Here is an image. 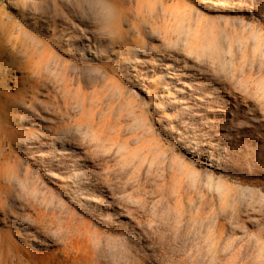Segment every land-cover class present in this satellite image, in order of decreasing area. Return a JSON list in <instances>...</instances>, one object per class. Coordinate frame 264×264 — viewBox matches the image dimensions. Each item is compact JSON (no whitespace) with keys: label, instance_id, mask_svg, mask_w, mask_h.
Here are the masks:
<instances>
[{"label":"rangeland","instance_id":"1","mask_svg":"<svg viewBox=\"0 0 264 264\" xmlns=\"http://www.w3.org/2000/svg\"><path fill=\"white\" fill-rule=\"evenodd\" d=\"M0 264H264V0H0Z\"/></svg>","mask_w":264,"mask_h":264},{"label":"bare ground","instance_id":"2","mask_svg":"<svg viewBox=\"0 0 264 264\" xmlns=\"http://www.w3.org/2000/svg\"><path fill=\"white\" fill-rule=\"evenodd\" d=\"M31 37V36H30ZM208 39V38H207ZM29 40H30V38H29ZM200 40V39H199ZM210 41H206L205 42V44L207 43V45H206V47L205 46H202V43H201V46L198 44V46H196L197 48L199 47V48H201V51H203V50H205L206 51V48H207V52H209V54H207V52L206 53H204L203 52V54L201 53V52H199V53H201V55H202V57L204 56V58H205V56H210V54L213 56V54L214 53H216V52H210V51H208V48H210V50H212L211 48H213L214 46H215V44L217 43L215 40H212V41H215V42H211V39H209ZM200 41H202V40H200ZM205 41V40H204ZM204 41H203V45H204ZM167 42H169V41H167ZM189 41H187V43H188ZM196 42H198V41H196ZM196 42H194V44L196 43ZM170 43V42H169ZM192 43V42H191ZM190 42H189V44L188 45H190L191 44ZM199 43V42H198ZM215 43V44H214ZM143 44V43H142ZM141 45V44H140ZM187 45V44H186ZM187 45V46H188ZM192 46H193V44H191ZM191 45H190V52L188 51L187 53L189 54V53H194V54H192V55H197L198 54V58H199V53H198V51H200V49L198 50L197 48L195 49V48H191ZM196 45H197V43H196ZM145 46V45H144ZM143 45H142V47H144ZM218 46V45H217ZM217 46H215V48H213V50H215V51H217V50H219V49H217L216 50V47ZM146 47H148V45L146 44V46L144 47V48H146ZM143 48V49H144ZM202 48H205V49H202ZM217 48H219V47H217ZM186 50H188V49H186ZM205 54V55H204ZM14 56H16L15 55V53L13 54ZM189 56V55H188ZM191 56V55H190ZM202 57H200V58H202ZM211 57V56H210ZM199 58V59H200ZM26 60V61H25ZM24 60V62L25 63H27V65L31 62V50H30V48H28V50H27V57H26V59ZM198 60V59H197ZM199 61V60H198ZM10 62L11 63H13V65H19L20 64V62H19V60H18V58H16V57H12L11 59H10ZM22 64V63H21ZM16 103V102H15ZM17 104V103H16ZM15 104V105H16ZM30 105H31V103H30V101L28 102V103H26V101H25V104H24V107L26 108V109H29L30 108ZM14 107V106H13ZM15 107H19V106H15ZM13 110H15V108L13 109Z\"/></svg>","mask_w":264,"mask_h":264}]
</instances>
